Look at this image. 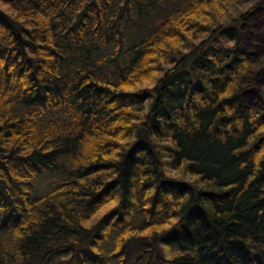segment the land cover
Returning a JSON list of instances; mask_svg holds the SVG:
<instances>
[{"label": "trees", "instance_id": "obj_1", "mask_svg": "<svg viewBox=\"0 0 264 264\" xmlns=\"http://www.w3.org/2000/svg\"><path fill=\"white\" fill-rule=\"evenodd\" d=\"M235 1L0 0V264H259L264 44Z\"/></svg>", "mask_w": 264, "mask_h": 264}, {"label": "rangeland", "instance_id": "obj_2", "mask_svg": "<svg viewBox=\"0 0 264 264\" xmlns=\"http://www.w3.org/2000/svg\"><path fill=\"white\" fill-rule=\"evenodd\" d=\"M249 9L251 13L243 18V47L249 48L248 42H257L260 39L264 44V0H236L230 10L234 14ZM254 99L255 94L247 96ZM257 243V242H256ZM259 250L256 251L259 264H264V247L258 243Z\"/></svg>", "mask_w": 264, "mask_h": 264}]
</instances>
